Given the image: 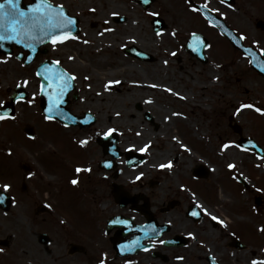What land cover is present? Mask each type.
I'll list each match as a JSON object with an SVG mask.
<instances>
[{"label": "rangeland", "instance_id": "374dc122", "mask_svg": "<svg viewBox=\"0 0 264 264\" xmlns=\"http://www.w3.org/2000/svg\"><path fill=\"white\" fill-rule=\"evenodd\" d=\"M191 2L205 5L224 19L237 34L245 37V43L253 44L259 38L252 22L261 15L264 0H235L232 5L220 0ZM153 11L168 24L161 36H156L152 29L153 17L149 13ZM82 12L83 19L90 22L83 23L81 34H88L85 39L92 41L89 45L84 44V49L95 45L94 49L103 55L94 72L88 68L90 77L85 81L95 89L92 91L95 103L82 104V109H90L97 121L90 128L68 131H62L63 128L54 124L52 131L47 132L38 105L16 102L14 118L0 120V191L5 192L4 184L10 185L5 192L11 197L8 213H32L34 206L45 207V213H75L78 208L84 209L85 213H106L107 194L101 187L100 191L96 188L93 202L81 189V181L77 186L70 182L68 175L72 167L69 163L77 160L80 167L85 169L92 165L96 172L95 164L99 158L96 140L104 137L95 138L96 134L115 128L119 139L126 141L128 146H142L149 141L152 144L150 151L143 153L145 160L141 164L121 174L124 181L133 180L143 172L142 184H147L150 179L160 181L150 191L143 188L150 194L155 193L159 201L182 195L183 204L199 203L228 224L236 221L234 225L241 226L245 235L252 228L257 239L253 246L258 254L255 257L243 254L241 260L246 264L249 258L264 259L261 251L264 249V231H260L264 227V155L243 146L247 151L236 147L220 150V145L225 142L239 144V134L232 129L237 124L241 127V135L254 139L264 151V115L254 109H242L234 114L241 103L264 109V81L251 68L249 59L221 37L200 12H192L186 0H153L146 8L135 0H83ZM113 12L125 16L124 22L113 21ZM102 21L107 24L90 25ZM107 28L114 31H105ZM173 30L175 36L171 34ZM191 31L200 32L207 39V62L196 60L186 50ZM131 45L150 54L153 61H140L126 55L123 48ZM172 52L176 54L170 55ZM12 57L9 63L0 64V100L4 101L8 100L18 80L28 79V67ZM164 60L168 64L165 65ZM109 80L120 83L111 84V91L105 90ZM153 83L161 87L148 86ZM165 87H171L186 98L168 93ZM203 88L205 93H202ZM29 93L28 98L32 99L30 90ZM148 100L152 103H147ZM136 104L141 106L140 110ZM144 111L154 118L157 128L143 119ZM173 112L180 115L173 116ZM166 116L168 120L164 119ZM26 124L34 127L35 138L22 132ZM137 132L141 135L137 136ZM173 136L186 144L191 152H184L172 140ZM79 140H88V143L81 147ZM65 147L67 151L75 147L73 151L82 159L74 156L69 160L71 154L65 162L62 158ZM168 160L173 161L171 170L154 167ZM21 163L31 167L25 174L29 195L20 190L24 175L19 169ZM228 163L236 167L229 170ZM199 164L205 165L208 175L193 180L192 172ZM237 176L247 183L248 189L237 182ZM180 185H184V189ZM85 188L90 189L89 186ZM257 199L259 203H256Z\"/></svg>", "mask_w": 264, "mask_h": 264}, {"label": "flooded vegetation", "instance_id": "af4514ba", "mask_svg": "<svg viewBox=\"0 0 264 264\" xmlns=\"http://www.w3.org/2000/svg\"><path fill=\"white\" fill-rule=\"evenodd\" d=\"M29 2L30 0H22L25 6ZM53 3L63 4L66 12L76 17L79 26L76 35L80 37V40H68L63 44H58L55 49L48 43L41 45L28 64H24L27 51L21 47L11 45V53L14 58L20 56L21 59H16L17 62L28 67V80L30 82L28 88L31 93L38 89L39 78L34 73L43 62L50 63L53 60H59V67L73 72L77 79L73 82L74 87L65 95V103L63 104L65 110L62 112L65 111V115L80 117L86 112L90 113V109H82L83 103L88 105L95 103L94 92H92L95 89L92 88L93 85L85 82L84 76L90 77L88 68L94 72L98 60L103 55L99 50L94 49L95 45L85 50L84 44L81 42L89 37L88 34H81L83 23L85 21L90 22L83 19V0H53ZM224 3L232 5L235 4V0L231 3L226 1ZM263 10L261 15L255 17L252 22L255 31L259 33V38L253 44L245 43L244 40L243 42L256 49L264 59V35L261 34L264 33ZM123 17L122 22L126 19L125 16ZM116 18L119 16H113L112 20L117 22ZM106 24V21H102L100 24L90 23L91 27L105 26ZM165 24V28H167L168 24L166 22ZM89 41L91 44L92 41ZM69 44L71 46L68 47ZM206 44L208 46V41ZM70 56L74 59L69 60L68 57ZM128 56L140 61H153L154 59L150 54L145 55L143 59L132 55ZM193 57L204 62L195 55ZM207 59L206 57L205 62ZM259 77L264 81L263 77L260 75ZM109 89L111 91L113 86L109 85ZM29 90H27L28 97L30 96ZM35 100V104L39 107L42 103L47 104V99L43 101L39 95L36 96ZM135 107L138 110L141 109L139 104H136ZM40 114L41 118H44L41 108ZM148 114V111H144L143 119L157 128L154 118ZM43 118L42 123L47 132L52 131L54 124L63 128L62 131H68L69 129L90 128L97 121L95 116V123L89 126H80L67 124L57 118L52 121ZM27 126L32 125H24L22 132L29 137L25 132ZM76 130L71 131L75 132ZM33 132L34 135L29 137L31 139L35 138L34 127ZM115 135L117 147L114 149L99 144L97 138L99 136L95 137L99 148V158L95 164L96 172L94 167L90 165L85 169L90 168L91 171L77 173L75 169L80 167L77 160L69 163L72 167L68 175L70 182L72 179H77L78 183L81 181V189L90 195L93 202L96 200L94 193L96 188L100 191L101 187L102 191L107 194L105 196L107 200L105 203L108 205L106 213H87L88 211L85 213L84 209L78 207L75 213H45L47 209L43 206L38 208L34 206L31 210L32 213H8L11 204L6 209L0 206V249H3L0 252V264H99L101 257L105 259L106 264H125V261H130L131 264H244L241 260L243 254L248 257L257 256L258 251L253 246L255 233L252 228L248 229V235L243 234L241 226L234 225L236 221H232L231 224L226 223L227 226L223 228L203 212L198 217L191 216L188 210L193 203L183 204L182 195L159 201L155 193L150 194L143 190L144 188L150 191L154 184L159 185V180L150 179L154 183L149 180L147 184H142V179L136 180L135 178L129 179L128 182L124 181L121 174L136 168L145 160V156L133 149L126 150L130 147L127 145L128 143L119 139L121 137L117 134ZM73 150L67 151V147H65L62 151L65 155L62 156L64 161L71 154L69 160L74 156L76 159H82ZM113 150L117 155L113 154ZM134 152L142 154L143 160L138 164L131 165L129 158ZM107 163H110V166H106ZM19 169L24 174L22 175L20 190L23 194L29 195L25 174L30 172L31 167L21 163ZM194 174L193 170V180L196 178ZM237 178L238 176L236 180ZM237 182L239 181L237 180ZM78 183L76 186L79 185ZM239 184L244 189H248V185L244 187L241 182ZM85 186H89L90 189H86ZM117 193L125 197L124 203L120 204ZM75 200L77 201V199ZM113 217L116 218L114 223L107 228L109 219ZM120 221H126V223ZM164 226L167 229L162 231ZM153 228L157 232L155 236L151 234ZM189 232L195 235V239L189 237ZM160 240L165 241V243H159ZM153 241L155 246H151ZM122 246L132 248V250L121 251ZM177 257H182V259H177ZM250 261L249 258L246 264H249Z\"/></svg>", "mask_w": 264, "mask_h": 264}, {"label": "snow or ice", "instance_id": "6c2138e0", "mask_svg": "<svg viewBox=\"0 0 264 264\" xmlns=\"http://www.w3.org/2000/svg\"><path fill=\"white\" fill-rule=\"evenodd\" d=\"M150 0H142V3L148 5ZM221 3H224L225 0H220ZM186 3L189 4V8L192 12H200V8L205 7L201 5L200 8H197L191 3V0H186ZM90 11H95V9H90ZM113 16L119 15L116 12L111 13ZM150 16L157 17L159 16L158 12H150ZM207 19V17H206ZM135 23V21H133ZM209 24H213L212 20H208ZM77 26L76 17L69 15L66 12L65 6L63 4H55L53 0H30V2L25 6L22 3V0H0V49L5 47V43L22 46V49L28 50L30 53L35 54L37 52L39 45H44L45 43L51 44L53 49L57 47L58 44H63L68 40H80V37L73 33V29ZM105 31L112 32L114 31L111 28L105 29ZM173 36L176 35V32L173 30L171 33ZM98 35H103V33H98ZM156 36L162 35V30L157 29L155 32ZM193 39L198 43L203 44V41L197 36L196 33H191ZM240 40H244L243 35L239 36ZM83 44H89L90 41L84 39L81 41ZM189 47H192L189 44ZM205 47H208L205 45ZM195 51V49L193 48ZM175 52L170 53V55H175ZM12 53L7 52L0 55V64H7L12 59ZM15 59L20 60V56H16ZM33 55L27 56V61H31ZM69 60L74 59V57H68ZM252 62V61H250ZM163 63L168 64L167 60H164ZM60 61L53 60L49 62H43L38 70L34 73L36 77L39 78V85L36 91L32 92V99H29L26 93L22 90L29 86V80L27 78H21L16 83V88L21 89L17 94L9 97V100L12 102L26 103L27 105H33L36 100V96L46 97L47 98V107L44 108V119L52 121L56 118H65V114L61 110V105L65 103V95L69 92L70 89L74 87V81L77 79V76L64 68L59 67ZM264 70V69H262ZM85 80H88V76H84ZM214 80H218L219 77H213ZM118 80H109L108 83L104 86L105 90H110L109 85L118 84ZM135 83V82H134ZM151 88H158L161 85L153 83L148 85ZM91 87V85H89ZM172 95L178 96L181 99L186 97L180 96V93L175 92L171 87H165L164 89ZM99 95V93H97ZM83 99V97H81ZM147 103H152L151 100L146 101ZM6 102L0 100V106H3ZM242 109H254L255 112L264 115V109L257 107L251 103L245 104L241 103L238 108H236L235 113H240ZM117 116L120 115L119 112L116 113ZM173 116L180 115V113L173 112ZM14 118L9 116V113L5 112L3 115H0V120ZM70 118V117H69ZM165 120H168L169 117H164ZM67 127V125H65ZM117 130L115 128H107L103 132H98L96 135H102L105 138L111 137ZM137 136L141 135L140 132L136 133ZM172 140L176 141L179 144L180 148L184 152L190 153L191 149L178 139V137L173 136ZM79 145L84 147L88 140H79ZM249 144H252V141H248ZM152 147L151 141L144 143L142 146L131 145L129 149L135 148L136 151L145 153L150 151ZM229 147H236L243 151L247 149L242 148L240 144H237L234 141L225 142L220 145V150L224 151ZM113 153L115 154L114 150ZM8 154L11 155V149L8 150ZM106 166H110V163H107ZM227 168L229 170L234 169L236 166L232 163H228ZM160 169L171 170L173 168V161L168 160L166 163H159L154 165ZM77 173L81 171H91V169H81L77 167L75 169ZM31 175V173H29ZM144 175L143 172H140L136 175L135 179L139 180ZM71 183L76 185L78 183L77 179H72ZM10 187L8 184H4L3 188L5 192ZM181 189H184V185H180ZM261 191V189H257ZM4 194H0V203L4 200ZM201 212L209 216L212 221H216L219 225L226 227V222L223 219H220L218 216L213 215L201 204L196 203L194 209L190 212V215L193 217H198ZM121 223H126V221H120ZM264 231V227L260 229ZM147 234V233H146ZM151 234L153 236L157 235L155 228L152 229ZM189 237L195 239V235L192 232L188 233ZM159 243L163 244L165 241L160 240ZM138 246V244H137ZM151 246H155L153 241ZM132 248H124L122 246L121 251H131ZM147 250V249H145ZM3 249H0L2 252ZM264 252V249L261 250ZM177 259H182V257H177ZM99 264H106V261L103 257L99 260ZM125 264H131L130 261H125ZM249 264H264V259H252Z\"/></svg>", "mask_w": 264, "mask_h": 264}, {"label": "water", "instance_id": "95a60500", "mask_svg": "<svg viewBox=\"0 0 264 264\" xmlns=\"http://www.w3.org/2000/svg\"><path fill=\"white\" fill-rule=\"evenodd\" d=\"M139 3H141L144 7H148L149 4L153 1V0H150L149 4L148 5H145L142 3V0H135ZM227 2H232V0H225ZM194 6H196L197 8H200L201 5H197V4H194ZM202 14L205 16V18L207 17V20H212L213 21V24L215 25L216 28H218V30L221 32V34L223 36H225L228 40H229V43L231 44V46L237 50H240L245 56H247L249 58L250 61V66L258 73L260 74L262 77H264V59L262 58V56L258 53V51L256 49H254L253 47L251 46H246L243 44L242 40L239 39V35H237L231 28H229V26H227L225 24V22L219 17L217 16L216 14H214L211 10L207 9L206 7H203V8H200ZM118 20L122 19V18H116ZM152 24L154 26V30L156 31L157 29H161L162 27L165 26V24L163 23V21L161 19H159L158 17H154L153 18V21H152ZM261 25V24H259ZM78 32V27L76 26V28L73 29V33H77ZM197 36L200 38L201 41H203V44H200L198 43L195 39L192 38V36L190 35V37L187 39V44H186V49L191 52L192 54H194L195 56L201 58L203 61L205 59L204 57V54H203V50L205 48V45H206V41L205 40H202V37L200 34L196 33ZM189 44L192 45V47H189ZM11 45L12 44H9V43H5V47L3 49H0V52L5 54L7 52H11ZM18 46V45H17ZM40 46V45H39ZM38 46V47H39ZM22 48V46H20ZM193 48L195 49V51L193 50ZM26 50V49H25ZM124 51L128 54H131V55H136L138 56L139 58H142L145 56V54L138 50L135 46H129V47H126L124 49ZM27 55H26V58L24 60V63L25 64H28L30 61H27V56L28 55H34L32 53H30L28 50H27ZM24 92L25 90L22 89ZM19 91H21V89H17L15 87V89L13 90V93L10 95L13 96L15 94H17ZM26 93V92H25ZM27 95V93H26ZM43 101H46V97H41ZM14 103L15 102H12L11 100H9L7 103H5L3 106H0V115H3L5 112L9 113V116L10 115H13L14 114ZM47 107V104L46 103H42L41 104V109H42V113L44 114V108ZM64 105H61V110H65L64 109ZM64 114L66 113L65 111L63 112ZM70 117V118H69ZM59 120H62L63 122H66L67 124H78L80 126H88V125H91L94 121H95V117L91 114V113H84V115L82 116H73V115H70V114H66L65 115V118H57ZM232 129L238 133L240 135V138L238 139V143L242 146H245V147H249V148H252L258 155L260 156H263L264 153L261 149V147L251 138H246V137H241V127L237 124H234L232 126ZM25 132L27 133L28 136H33L34 135V132H33V128L31 126H27L25 127ZM251 140L252 141V144H249L248 141ZM116 142H117V138H116V135L115 133L109 137V138H105V137H101L98 139V143L103 145L104 147H110L112 149L116 148ZM112 152V151H111ZM114 154V153H113ZM117 155V153H115ZM142 156L140 155H137V154H132L130 155V158L129 160L131 161L130 164H135V163H138L142 160ZM197 175H200V176H205L207 174V171L203 168V167H200L199 168V171L196 173ZM240 181H242L243 183H245V181L241 178H239ZM0 194H4V200L2 203H0V206L4 209L8 208L9 204H10V197L0 191ZM125 197H122L119 193H117V199L120 200V204L124 203L126 201V199H124ZM257 203L259 202L258 200L256 201ZM195 205L192 206V208H189L188 210V213H190L193 209H194ZM116 218H111L109 219L108 221V227L109 228L110 226H112V224L114 223ZM167 227H163V229H161L162 231L163 230H166ZM237 243V242H236Z\"/></svg>", "mask_w": 264, "mask_h": 264}, {"label": "bare ground", "instance_id": "6f19581e", "mask_svg": "<svg viewBox=\"0 0 264 264\" xmlns=\"http://www.w3.org/2000/svg\"><path fill=\"white\" fill-rule=\"evenodd\" d=\"M204 91H205V88H203V92H202V93H205ZM185 94H186V93H185ZM185 94H184V95H185ZM186 95H188V94H186ZM203 96H204V95H203ZM168 102L171 103L172 101H168ZM188 108L190 109V107H188Z\"/></svg>", "mask_w": 264, "mask_h": 264}]
</instances>
